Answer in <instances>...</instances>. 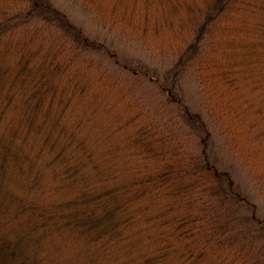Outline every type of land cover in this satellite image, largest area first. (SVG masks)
Returning a JSON list of instances; mask_svg holds the SVG:
<instances>
[{"label": "trees", "instance_id": "obj_1", "mask_svg": "<svg viewBox=\"0 0 264 264\" xmlns=\"http://www.w3.org/2000/svg\"><path fill=\"white\" fill-rule=\"evenodd\" d=\"M74 1L168 68L0 0V264H264V218L209 151L210 126L237 134L264 179V0Z\"/></svg>", "mask_w": 264, "mask_h": 264}, {"label": "rangeland", "instance_id": "obj_2", "mask_svg": "<svg viewBox=\"0 0 264 264\" xmlns=\"http://www.w3.org/2000/svg\"><path fill=\"white\" fill-rule=\"evenodd\" d=\"M49 1L57 9L65 13L71 23L85 29L93 40L96 39L104 46H108V49H112L111 51L116 52L123 62H131L132 64L144 63L154 68L158 66L157 69L162 72L168 68L167 65L162 66L158 58L153 56L150 52L145 51L140 45L122 39L109 29L103 28L94 19L93 13L78 2L74 0ZM183 86L187 94L190 93L195 103L197 101L201 103L203 97L201 98L192 76H187L185 78ZM210 127L213 133L209 142V151L211 155L213 158L218 159L225 168L232 171L237 183L240 185L241 191L247 196L252 205L255 206L257 215L264 218V189L262 188L264 179L262 178L263 171L256 168L257 166L253 163L257 160L254 159L255 157L252 152L245 145L243 146L238 142V138H236L238 137L237 134H235L236 137L233 136V134L226 136L227 134H221L217 126L212 125ZM238 144H241L243 147L240 149L245 152L248 151L252 155H249V158L240 160L241 158H238V147H240ZM256 171L260 172L261 180L259 176H257Z\"/></svg>", "mask_w": 264, "mask_h": 264}]
</instances>
